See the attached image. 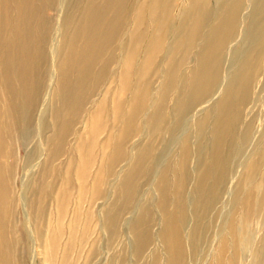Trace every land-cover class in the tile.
Wrapping results in <instances>:
<instances>
[{
    "label": "rangeland",
    "instance_id": "374dc122",
    "mask_svg": "<svg viewBox=\"0 0 264 264\" xmlns=\"http://www.w3.org/2000/svg\"><path fill=\"white\" fill-rule=\"evenodd\" d=\"M76 1L56 0L54 8L47 11L41 20L48 19L57 34L69 35L73 28L71 17ZM151 1L157 2L158 8L150 15L146 10ZM137 10L143 13V25L133 36L132 21ZM204 11L205 17H201ZM232 12L235 16L234 24L230 28L223 19ZM125 16L128 18L123 22L118 43V59H125L138 39L140 44L137 43V55L133 60V67L137 70L134 88L128 87L120 101L124 114H129L134 103L140 107L141 113L133 125L137 130L126 134L120 145L122 158L106 171L105 184L101 187L103 197L96 199L91 206H87V203L82 205L81 211H90L91 224L86 245L82 250L83 258L81 257L77 264H83L86 255H91V258L85 264H171L167 253L168 244L163 240L166 227L161 206L165 204L166 212L171 216L178 215L176 193L179 191L185 211V223L181 232V264H219L222 257H229L228 253L220 255L219 247L223 239L230 245L225 222L232 214L231 202L235 201L236 216H239L240 205L246 196L252 194L251 191L255 196L253 194L254 211L247 230L249 252L242 250V259L238 260L237 264H264V209L259 211L264 199L262 180L259 181L264 174V0H132ZM162 16L165 17L166 34L159 27L160 24L158 25L163 19ZM1 17H8V13H2ZM199 18L201 26L198 36L191 41V31L192 34L196 32V22ZM2 39L4 44H9L7 38ZM155 40L162 41V51L153 66L146 67V47ZM57 41L58 43H54L49 40L45 47L46 62L50 69L52 68L46 75L45 88H48V84H54V69L66 50V37H60ZM214 42H221L222 47L218 71L216 77L212 78L214 85L210 90L204 91L198 101L201 81L197 79V82L194 77L201 60L204 63L214 60L217 50L216 47L211 48ZM110 52L108 51V54ZM107 60V55H104L98 62V67H106ZM119 69V65L113 64L106 72L98 71L94 78V96L85 105V111L93 110L99 101H103L107 112L111 109L116 90L113 81ZM143 94L146 100L142 104ZM47 97L46 94L41 107L45 105ZM239 103L243 106L239 107ZM227 104H231L229 111L225 109ZM180 106L181 109L188 110L185 115L178 113ZM221 117H224L225 123L220 134L224 141L221 151L225 159L223 164L226 174L222 179L220 195L213 210L202 221L206 230L198 237L194 248L191 234L196 225L193 202L197 181L212 166L211 156L215 149L216 134L219 131L217 125ZM103 118L102 124L110 128L111 118L104 115ZM75 127L87 137L89 128L83 127L82 123H77ZM14 129L25 138L22 150L18 153L19 160L11 161L16 171L17 207L13 221V235L16 239L15 260L23 264H41L39 242H36L35 226L29 220L26 204L32 196H22L25 182H28L32 175L29 173V177L25 179L27 171L20 160L24 159L30 149L32 137L29 136L30 131L27 128H18L16 124ZM106 136L107 133L103 132L97 141H104ZM73 144L70 139L68 148L72 149ZM185 152L187 162L182 170L181 160ZM144 155L146 174L135 183L130 192L132 200L128 208L121 213V185L135 161ZM59 162V165L63 166L58 171L59 182L55 185L54 193L57 192L58 198L69 196L67 213L60 221L62 246L67 242L66 236L69 235L67 227L74 208L76 183L72 181L73 184H67L73 177L71 174L66 175V156L61 157ZM252 166L258 168L259 174L257 181L248 184L246 178ZM95 169V165L90 169L87 185L90 184ZM212 183L213 180L209 181V185ZM52 191L51 185L46 184L44 192L48 199L44 201L45 214L38 221L37 228L40 231L45 229L46 223L54 225V214L59 204L50 199ZM117 213L121 214L114 227L115 236L111 238L110 231L104 229V224L112 220ZM136 229L145 237L144 242L137 241L134 234ZM80 230L82 231V227L77 229L78 235ZM48 232L54 236L52 232ZM60 254L62 251L57 259H60Z\"/></svg>",
    "mask_w": 264,
    "mask_h": 264
},
{
    "label": "bare ground",
    "instance_id": "6f19581e",
    "mask_svg": "<svg viewBox=\"0 0 264 264\" xmlns=\"http://www.w3.org/2000/svg\"><path fill=\"white\" fill-rule=\"evenodd\" d=\"M131 2L132 0H77L74 14L71 17L73 28L69 35H65V33L57 34L48 19L41 20L47 11L54 8L56 0H0V264H23L15 260L16 239L13 235L17 199L16 171L15 167H12L11 161L19 160L18 153L21 152L25 142L23 134L17 133V130L14 129L16 124L18 128L29 129V136L32 137L30 149L26 152L24 159L20 160L27 171L24 175L25 179L29 177V173L32 175L30 180L25 182L26 186L23 187L22 196H32V199H29L26 204L29 220L35 226L36 242H39L38 248L42 257L40 262L41 264H77L81 260L91 224L90 211L85 210V213L81 211L82 205L87 203V206H91L96 199L103 197L101 187L105 184L106 171L108 168L114 167L122 158L120 145H122L126 134L137 130L133 125L141 113L140 107L138 108L137 103H134L131 105L129 114H124L120 101L128 87L134 88L137 76L133 60L137 55L136 50L140 39L133 43V48L131 46L130 54L125 59H118V43L123 30V22L128 18L125 15L128 8L130 9ZM156 3L155 1L149 2L147 14L155 13L158 8ZM4 12L8 13V17H1ZM202 13L201 17H205L206 12ZM234 16L235 13L232 12L224 19L222 18L230 28L234 24ZM164 18L158 25L160 24L159 27L166 34ZM142 19V11L137 10L132 21L133 36L142 27ZM200 26L201 18L196 22V32L192 34L191 31L189 40L193 41L197 38ZM3 37L9 40L10 45L3 43ZM58 37H66V50L54 69V84L52 86L48 84V88H45L46 75L52 70L46 62L45 47L49 40L58 43ZM162 47L161 40H155L147 45V61L144 63L146 67L153 66ZM214 47L217 49L214 60L205 61L206 64L201 60L196 77H194L196 81L197 79L201 81L198 101L204 95V91L210 90L214 85L212 78L216 77L218 71L221 42H214L213 46L211 44V48ZM108 51H111L110 54ZM104 55H107L106 63L108 65L98 67V62ZM113 64L119 65L120 69L113 81L116 90L111 109L107 112L103 101H99V103L96 102L97 105L93 110L85 111V105L94 96L96 74L98 71L106 72ZM210 70L212 73L209 72ZM140 74L141 72L139 76ZM46 94L48 96L46 103L41 107ZM132 96H134V91ZM145 100L146 96L143 94L141 103L143 104ZM241 106L243 104L239 103V107ZM181 107L178 113L185 115L188 110L185 111ZM230 107L231 104H227L225 109L227 108L229 111ZM103 115L111 118L110 128L102 124ZM224 117L220 118L217 125L219 131L216 134V145L211 156L212 166L197 181L193 202L196 225L191 234V239H194V248L198 237L206 230L202 221L213 210L220 195L219 188L222 179L226 174L223 164L225 159L221 151L224 141L220 134L225 125ZM232 119L230 118V120ZM77 123H82L83 127L89 128L87 137L75 129ZM103 132L107 133L106 139L102 142L97 141ZM70 139L74 142L72 149L68 148ZM17 145H19L18 148ZM93 150L97 152L94 153ZM183 155L182 170L187 162V153L185 152ZM63 156H66L64 163L66 175L71 174L73 177L67 181V184L76 183V197L71 220L68 227L66 225L69 230V235L66 236L68 239L61 246L62 226L60 221L67 213L69 196L58 198L54 189L56 183L59 182L58 171L63 166V164L59 165V161ZM145 157L144 155L135 161L121 185L120 194L123 198L121 213L128 208L132 200L130 192H132L135 183L146 174ZM94 165L96 166L95 172L90 179V184L87 185L88 173ZM258 171L256 166H252L246 178L248 184L257 181ZM182 173L183 171H181ZM261 177L259 181L262 180L263 199L264 174ZM182 180L181 177L180 182ZM211 180L213 183L209 185ZM48 183L53 188L50 199L59 205L56 214H54V225L50 226L46 223L45 229L40 231L37 227L38 221L46 211L44 201L48 198L44 188ZM251 193L242 201L239 216H236L235 201L231 202L230 213L232 214L225 222L226 236L230 245H227V241L225 242L223 239L219 247V254L228 253L229 257L227 259L222 257L219 264H237V261L242 259L241 251L249 252L250 242L247 230L254 211V193L252 191ZM180 197L179 191L176 193L178 215L171 216L166 212L165 204L161 206L165 215L166 227L163 240L168 244L167 253H169L171 264H181L183 257L181 232L185 223V211ZM262 202L263 206L259 207V211L264 209V199ZM121 213H117L112 220L104 222V229L110 231L111 238L115 236L114 227ZM80 227H82V231L80 230L81 233L78 235L77 229ZM48 231L52 232L54 236H51ZM134 234L137 241L144 242L146 240L138 229L134 230ZM139 248L137 253L140 251ZM60 251H62L61 257L57 259ZM89 258L91 255L84 256L83 264L88 262Z\"/></svg>",
    "mask_w": 264,
    "mask_h": 264
}]
</instances>
